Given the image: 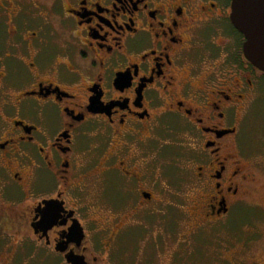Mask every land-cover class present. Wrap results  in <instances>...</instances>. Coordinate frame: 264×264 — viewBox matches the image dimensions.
<instances>
[{
    "label": "flooded vegetation",
    "instance_id": "1",
    "mask_svg": "<svg viewBox=\"0 0 264 264\" xmlns=\"http://www.w3.org/2000/svg\"><path fill=\"white\" fill-rule=\"evenodd\" d=\"M231 15L232 0H0V264L38 261L43 249L97 264L91 194L133 219L156 202L147 180L172 167L203 194L197 228L232 214L257 185L243 149L264 72ZM178 134L193 168L173 151ZM112 178L120 204L101 195ZM132 219L93 220L100 254L130 243ZM76 223L80 245L67 239Z\"/></svg>",
    "mask_w": 264,
    "mask_h": 264
},
{
    "label": "rangeland",
    "instance_id": "2",
    "mask_svg": "<svg viewBox=\"0 0 264 264\" xmlns=\"http://www.w3.org/2000/svg\"><path fill=\"white\" fill-rule=\"evenodd\" d=\"M251 124L243 154L258 174L257 185L244 200L235 203L232 214L219 224L197 228L196 221L201 218L195 210L203 203V194L189 190L194 179L191 172L175 175L173 170L170 172L174 167L147 180V188L155 194L156 202L148 212L133 219L126 211H110L97 204L92 193L86 222L94 243L93 253L99 258L97 264H264V99ZM181 137L172 135V143L183 141L184 144L173 151L182 154L185 167L193 168V147ZM101 195L107 202L120 204L126 196L123 181L112 178ZM127 216L138 226L132 230L130 243L122 250L115 245L108 254H100L99 244L106 241L93 220L102 224L109 221L107 225L112 226ZM21 260V264H65L63 259L49 255L44 249L38 261L29 257ZM90 264H94L92 258Z\"/></svg>",
    "mask_w": 264,
    "mask_h": 264
},
{
    "label": "water",
    "instance_id": "3",
    "mask_svg": "<svg viewBox=\"0 0 264 264\" xmlns=\"http://www.w3.org/2000/svg\"><path fill=\"white\" fill-rule=\"evenodd\" d=\"M231 20L235 28L245 39L244 54L247 60L258 70L264 72V0H232ZM41 224H50L53 220V209L49 204ZM81 226L76 223L67 235L68 241L74 238L80 245L84 236ZM69 242L58 245L57 251L64 253ZM68 264H87L84 257L69 253Z\"/></svg>",
    "mask_w": 264,
    "mask_h": 264
}]
</instances>
